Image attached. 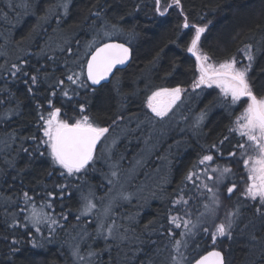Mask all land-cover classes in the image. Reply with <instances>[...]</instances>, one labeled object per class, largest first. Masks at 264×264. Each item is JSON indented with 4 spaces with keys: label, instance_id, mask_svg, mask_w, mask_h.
<instances>
[{
    "label": "trees",
    "instance_id": "16d2710c",
    "mask_svg": "<svg viewBox=\"0 0 264 264\" xmlns=\"http://www.w3.org/2000/svg\"><path fill=\"white\" fill-rule=\"evenodd\" d=\"M65 3L68 4L67 15L62 7ZM164 3L162 0V5ZM185 16L190 25H207L201 47L214 62L232 56L242 58L238 49L252 44L255 60L249 77L254 92L258 96L264 95V0H181L180 7L172 6L164 16L156 13L154 0H0V264H149V261L151 264H171L172 241L164 229L169 227L167 217L171 200L178 198L177 181L181 177V187L184 188L181 194L188 197L193 183H182V180L195 164V143L198 144L201 138L205 147L217 144L232 125L228 127L229 117L236 115L235 107L226 104L218 91L185 92L181 106L188 99L186 97L192 96L199 105L192 113L181 116V128L188 124L190 131L183 133L181 130V156H184L180 161L177 159L179 146H160L158 152L164 153L161 159L168 161L165 174L154 177L157 169L153 167L159 159L156 153L133 178L127 179L132 176L129 175L131 171L137 169L120 178L121 183L132 179L127 189L122 190L129 199H134V193L143 181L145 192L152 190L157 197L147 205L133 201V207L113 210L114 218L104 223L105 229L115 221L116 227L123 232L128 227L120 220L127 219L128 214L137 216V225L130 228L134 231L130 230L129 239L123 242H105L93 237H96L97 223L105 207L99 198L104 200L108 192L113 193L109 191L114 184V179L108 175L109 165L117 164L120 167L117 176H121V168L133 163L141 154L137 147L114 145L111 158L105 156L98 160L96 171L89 169L83 180L73 177L66 180L60 175L62 170L54 166L47 155L34 153L30 156L20 149L25 147L31 152L35 147L33 141L23 137L42 136L38 128L37 104L47 109L46 101L52 91L49 84L65 78L69 69L78 72L79 64L88 57L85 55L88 51L86 45L93 40L98 44H125L131 50V61L126 69L115 72L108 85L94 91L80 89V95L71 101L62 97L58 88L55 89L57 95L51 98L56 107H61L62 113L75 115L77 103L83 102L87 114L100 126H110L112 132L124 122L128 128L127 119L144 118L146 97L156 88L192 85L196 64L186 50L192 33L182 27ZM41 17H47V20ZM112 25L116 26L115 29ZM104 32L110 35L104 36ZM69 47L72 54L61 51ZM22 60H27L28 64H21ZM13 63L29 74L40 70L41 83L35 95L28 93L25 77L10 75ZM45 72L51 76L47 82L43 80ZM63 87L71 89L75 86L66 81ZM198 121L205 124L200 130ZM165 125L162 123L159 127ZM167 132L159 133L154 139H165L161 145L169 143L174 135L167 136ZM155 140L152 150L159 145ZM108 179L113 181L111 185ZM166 179L171 185L158 187L157 184L165 185ZM69 182L71 186L61 199L55 185ZM233 182V178L224 179L222 187L231 186ZM90 190L94 193L92 199L97 209L77 220L82 205L81 192L87 195ZM49 191L57 194L55 199L47 197ZM24 192H28L37 205L50 202L53 215L61 226L54 225L52 232L44 226L36 232L21 211L28 205L24 202ZM119 201H124L123 196L115 203ZM237 206L240 216L233 236L230 240L218 241L217 250L223 252L225 264H264V216H257L260 214L252 201L246 206L245 202L240 204L237 197H231L230 207L235 209ZM46 211L50 210L46 208ZM177 212L178 205L172 214ZM61 213L67 215V220L61 218ZM149 221L155 223L145 229L144 225ZM14 222L19 226H11ZM182 230H176V238ZM253 235L256 240L251 238ZM202 237V233L195 237L200 244L196 251L200 254L211 250L210 240ZM13 239L19 243L13 244ZM76 246H79L80 255L85 257L83 261L72 254ZM191 247L195 248V244ZM14 248L17 250L13 251ZM89 251L98 255L89 257Z\"/></svg>",
    "mask_w": 264,
    "mask_h": 264
},
{
    "label": "snow or ice",
    "instance_id": "6c2138e0",
    "mask_svg": "<svg viewBox=\"0 0 264 264\" xmlns=\"http://www.w3.org/2000/svg\"><path fill=\"white\" fill-rule=\"evenodd\" d=\"M154 4L156 13L164 16L172 6L180 7L181 0H171V3H167V0H165L163 5L162 0H154ZM62 7L64 8V14L67 15L68 4L65 3ZM41 19L47 20V17H41ZM115 27V25H112L113 29ZM182 27L189 29L192 33L186 49L188 53L195 57L196 70L198 72V75L193 80L192 88L198 89L201 86L212 88L215 86V88L219 89L220 97L229 106L236 105L242 98H247L246 107L235 118L229 128V132L238 136L239 139L233 145L232 150L228 152V156L238 158L237 162L242 165L244 175L241 179L244 187L240 195L246 200L252 201L256 205V212L264 216V95L258 96L254 92L249 77L255 60L253 45L246 44L243 49H238L242 53L243 59L247 60L246 64L235 56L214 62L212 57L203 51L201 47L202 34L207 31V25H190L187 16H185ZM109 35V32H104V36ZM86 48L88 51L85 52V55L90 58L79 64L80 70L78 72L69 69V74L65 78L57 79L54 84H49V88L52 91L46 101L47 109L43 105L37 104L38 128L42 132V136L40 138L35 135L23 137L24 140L33 141L35 147L31 152L25 147L20 149L30 156L34 153H39L41 156L47 155L52 164L62 170L60 175L65 177L66 180L70 177L83 180L89 169L96 171L95 164L98 160L104 159L106 154L109 159L111 158V148L115 144V140H113L112 145L105 143L108 138L106 134L110 132V126H100L93 117L87 114L88 110L85 103H77L74 108L75 115L70 116L67 112L62 113L61 107H56L51 98L57 95L55 89L58 88L62 97H66L69 101L73 97L80 95V89H91L94 91L93 86L100 85L102 81L107 80L113 73V69L117 65H124L129 61L131 55L130 48L123 43L98 44L93 40L86 45ZM61 51H67V53L72 54L70 47L61 49ZM21 64L26 65L28 61L22 60ZM18 74L25 77L24 83L27 86L28 93L35 95L41 83L40 70L37 69L36 72L29 74L20 65L13 63L10 75L17 77ZM50 79V74L47 72L43 73L45 82ZM66 81L75 87L71 89L63 87ZM185 91L180 86L172 88L158 87L146 97V107L155 117L163 119L173 110L177 101L181 100V95ZM203 116L204 114L202 113L201 120ZM113 124H115V121H113ZM224 139L227 140L229 137ZM223 142V140L220 141V144H223ZM98 144L102 145L100 149L97 148ZM211 147L219 151L216 144ZM41 148H43V151H41ZM220 155L223 158L222 152ZM213 162L214 156L212 154L202 155L192 165V168L188 170L182 180V183L185 181L192 182L201 196L205 192L210 194V203L203 204L205 211L197 215L195 222L191 219L192 212L187 207L189 199H192V197L185 199L181 194L178 198L171 200L172 207L168 209L167 217L169 227L164 229L165 234L172 241L171 264H225L223 252L217 250L219 247L218 241H222L224 238L229 240L232 238L234 227L240 216V209L238 206L235 209L229 208L224 218L218 219V209L221 206L219 186L223 183L227 174L233 173L231 167H220L217 165L211 168V172L217 173V175H209L208 169ZM199 165H205L202 170L203 175L207 180H214V185L210 186L206 182L196 183V180H200V175L194 169ZM109 167L115 169L118 165L111 164ZM117 175V171H111L112 177H117ZM194 176L196 180L193 179ZM105 179H107V175H105ZM112 183L113 181L108 179V184L111 185ZM70 186V182L55 185V188L59 190L61 199H63ZM225 187L228 194L227 198L230 199L237 188V184L233 182L231 186L225 185ZM178 191L183 193L184 188L178 186ZM68 194L70 195L71 193L69 192ZM46 195L51 199H55L57 194L49 191ZM93 196L94 193L91 190L87 195L81 192L82 205L79 209V215L76 217L77 220L81 216L91 215L93 210L97 209V204L92 199ZM23 197L26 205L32 204L31 215L26 216L25 219L35 228L36 232L41 231V224H47L50 232L55 230L52 225L61 226L53 215L54 209H52L50 202L46 205L42 204L41 209L38 211L34 198L28 192H24ZM123 198L125 200L129 199L128 196H123ZM99 199L103 200V197ZM177 205H182L183 207L173 215V208ZM44 207L52 209V211L45 212L43 211ZM21 211H24V209ZM111 213L112 205L108 204L103 208L102 219L98 220L96 237H93V239L99 237L105 242L109 240L123 242L129 239L128 232L130 230L134 231V229L125 228L123 232H120L115 225V221H112L105 229L104 219ZM60 215L62 219L67 220V215L64 213ZM129 219L134 220L135 218L129 217ZM154 223L155 221H149L148 224L144 225V228L148 229ZM11 226L19 225L18 222H14ZM24 227H27V225H24ZM161 228H164V225H161ZM177 229H183L178 233L179 238H176ZM152 230L156 231V229ZM201 233L203 234L202 238L210 240L211 243V250H206L205 254H200L196 251L200 244L196 242L195 237ZM251 238L253 240L257 239L254 235ZM137 239L139 238L137 237ZM12 243L17 244L19 241L13 239ZM33 243L35 246L34 241ZM193 244H195V248L191 247ZM12 250L16 251L17 249L14 248ZM72 254L81 261L85 259L84 256L80 255L79 246L74 248ZM95 255H98L95 251L88 252L89 257ZM190 256L191 258H189ZM149 264H151V261H149Z\"/></svg>",
    "mask_w": 264,
    "mask_h": 264
},
{
    "label": "rangeland",
    "instance_id": "374dc122",
    "mask_svg": "<svg viewBox=\"0 0 264 264\" xmlns=\"http://www.w3.org/2000/svg\"><path fill=\"white\" fill-rule=\"evenodd\" d=\"M22 9V8H21ZM23 10H24V8H23ZM205 34V33H204ZM204 34L202 35V37L204 36ZM105 38V40H108V37H104ZM241 55H242V53H241ZM238 60H242V62L243 63H247V60L246 59H243V55H242V58H237ZM239 66V65H238ZM198 75V72H197V70H196V76ZM188 90H195V91H198V90H203V89H205V90H215V91H218L219 92V89H217V88H215V86H213L212 88H208V87H206V86H201V88H198V89H193L192 88V85L189 87V88H187ZM184 93V92H183ZM182 93V94H183ZM182 96V95H181ZM188 98V97H187ZM241 101H242V99H241ZM241 101H239V102H241ZM178 102V101H177ZM238 102V103H239ZM243 102H246V100H243ZM183 103V101H181V104ZM197 100H196V98L194 97V98H191V99H187L186 100V102H185V104H183L182 106H181V111L183 110V108H186L187 106H190V109H185V111H191V113L193 112V110L199 105V103H197ZM237 103V104H238ZM236 104V105H237ZM177 105V104H176ZM175 105V106H176ZM232 106H235V105H232ZM145 110H148L147 109V107H146V104H145ZM148 112H150V110H148ZM184 115H186V113H183V114H181V116H184ZM129 120V122H133L134 120L133 119H128ZM124 122V121H123ZM188 124H184L183 126H182V128H181V130H182V132L183 133H185V132H188V131H190L188 128ZM170 123L169 124H167L166 126H165V129L163 128V127H159L158 129H155V128H153L152 130H145L141 125H139L138 124V127H137V129L135 130V133H137V134H142V135H144V136H146V137H149V136H151V138L149 139V140H146V144L144 145V148H143V151H142V153L136 158V161H139L140 160V163H142L143 162V160H145V159H149L151 156H153L154 154H156V153H158V156L160 157V156H162L164 153L162 152V151H160V152H158V150H159V147L160 146H158V147H156L155 149H154V151H153V154L152 155H150V156H147V155H149L150 154V152H151V150L153 149V147H154V138H155V136H156V134L157 133H161V132H166V131H169L170 129ZM198 128V127H197ZM166 130V131H165ZM126 131H127V128H126V125H125V122H124V125L123 126H121V127H119V128H117V129H115V130H113V132H112V134H110V132L108 133V134H106L107 135V141H105V143H107V144H109V145H112V142H113V140H115V143L118 141V138H119V136H120V134L123 132L124 134L126 133ZM168 133V132H167ZM182 134H181V138H182ZM160 139V138H159ZM155 140V141H157L158 143H159V145L160 144H163L164 142H165V139H160V140ZM173 140L172 139H170V142H172ZM182 141V140H181ZM150 143L153 145V146H151L150 145ZM115 145V144H114ZM114 145L112 146V148H111V151H112V149H113V147H114ZM169 145H172V143H170ZM169 147V146H168ZM167 147V148H168ZM166 150V149H165ZM106 157H108L107 156V154L105 155ZM168 158V157H167ZM165 160V159H164ZM139 166L140 165H137V167H134L133 165H131L130 163H127V164H125L122 168H121V173L120 174H122L121 176H117V177H112L111 176V171L112 170H115V171H118L119 169H120V167H117V168H115V169H110V170H108L109 172H108V175H109V177H111V178H113L114 179V184H113V188H112V191H110V192H113V193H109L108 192V194L104 197L105 199L104 200H102L100 203L103 205V204H105V206H107L108 204H111L112 205V213L106 218V219H104V223L109 219V218H114V214H113V210L114 209H116V207H118V208H120V209H122V208H124V207H133V201H136L138 204H142V205H147V204H149V203H151V202H153L154 201V198H155V200L157 199V197H156V195H153V191L152 190H150L149 192H145V182L143 181L142 182V184H141V186H140V188H137V190L135 191V193H134V199L133 200H131V199H127V200H125L124 199V201H119V202H116L115 203V201H116V199H120L121 200V198H122V196H124L125 195V193H122V190L124 189V190H126L127 189V187H128V184H129V182L132 180H128L127 181V179H129V178H133L134 176H135V174L139 171V169L141 168H139ZM205 166L203 165L202 167H201V169H200V171H198V172H196L197 174H199L200 175V180H196V178H195V176H194V180H196V183L197 184H200V183H202V182H206V183H208L210 186H212V185H214L215 184V181L214 180H207L206 179V177L203 175V172H202V170H203V168H204ZM212 167H216L215 165H211V166H209V169H208V174L209 175H213V176H215V175H217V173H212L211 172V168ZM133 169H137V171L135 172V171H131V170H133ZM157 170H156V172H155V174H154V177L156 178V177H158V176H160V175H162L163 174V172H164V174H165V171L167 170V169H165V170H163L162 168H156ZM128 171H131V173L129 174V175H132V176H130V177H127V179L125 180V182H123V183H121L120 182V178H122L123 176H125V174L128 172ZM128 175V176H129ZM227 178H233V179H235L236 181H237V184H238V186L240 187V188H242L243 189V187H244V184H243V180L241 179V177L240 176H237V175H233V174H227L226 176H225V178L224 179H227ZM105 179V178H104ZM106 180V179H105ZM117 181H118V185L116 186V183H117ZM141 183V182H140ZM170 183H168L167 182V179H166V182H165V185H163V186H160V184H157L158 185V187H163V188H166V187H168V185H169ZM119 190H120V192H119ZM111 195V197H109ZM209 195L210 194H208L207 192H205L204 193V195L203 196H201L200 195V193L198 192V190L194 187V185H193V190H192V192L191 193H189V196L188 197H184L185 199H188L189 197H192V199H189V203H188V208L190 209V211L192 212V216H191V219L195 222V220H196V217H197V214L198 213H200V212H203V211H205V209H204V207H203V204L204 203H210V201H209ZM227 192H226V188L225 187H222L221 185L219 186V196H220V200H221V206H220V208L218 209V219H223L224 218V215H225V213H226V211L229 209V208H231L230 207V199H228L227 198ZM47 203H45V205H46ZM107 204V205H106ZM229 204V205H228ZM41 205L42 204H36L35 203V206H36V208H37V210L39 211L40 209H41ZM183 206L182 205H178V211L182 208ZM46 208L47 207H44L43 208V211H45V212H48V211H46ZM47 210H50V211H52V209H48L47 208ZM31 211H32V204H28L27 205V207L25 208V210L23 211V214H24V218L26 217V216H30L31 215ZM103 212V211H102ZM89 216V215H88ZM122 216H125V214L124 213H122ZM85 217H87V216H85ZM129 217H134L135 219L134 220H130L129 219ZM185 218H187V217H185ZM100 219H102V216L100 215ZM26 220V219H25ZM121 222H123L128 228H132V227H135L136 225H137V216H134V215H132V214H128L127 215V219L125 218V217H123L121 220H120ZM26 222L31 226V224L26 220ZM48 227L49 228V226L47 225V224H41L40 225V227ZM54 225H52V227H53Z\"/></svg>",
    "mask_w": 264,
    "mask_h": 264
},
{
    "label": "flooded vegetation",
    "instance_id": "af4514ba",
    "mask_svg": "<svg viewBox=\"0 0 264 264\" xmlns=\"http://www.w3.org/2000/svg\"><path fill=\"white\" fill-rule=\"evenodd\" d=\"M189 99H191V98L189 97ZM182 100H183V98L181 96V100H179L177 102V105L174 106L173 110L171 112H169V114L163 119L155 117L151 112H148V110L143 112L145 117L144 118L139 117L140 120L133 118L134 121L131 123L127 119V123L129 124L127 131L125 134L123 132L120 134L118 141L115 143V146L137 147L138 148L137 150H140L139 152L142 153L144 145L146 144V140H149L151 138V136L146 137L142 134L135 133V130L137 129L138 124L141 125L145 130H152L153 128L158 129L162 123H165L166 125L170 123V128H169L170 130L168 131L167 136H169L170 134H173L174 135V137L172 139L173 141L166 143L165 145L160 144L158 146H170L169 145L170 143H172V146H179L178 152L180 153V155L177 159H178V161H180L181 158L184 156V155L181 156V114L186 113V115H188L187 113H191V111H185V109H190V106L183 108V110L181 111V101ZM243 100H247V99L242 98V101L234 106L236 109V115L229 117L228 127H229V125L232 124V122L235 120V118L240 115V113L243 111L244 107H246V102H243ZM223 115L225 116V114H223ZM200 125H201V127H200ZM204 126H205V124H203L202 122H199V124H197V127L199 130H200V128H202ZM164 129H165V127H164ZM225 132L226 133L224 134L223 138L220 140V141H222V140L224 141L223 144H220V141L216 144L219 151H217L216 148H212L211 146H209V147L203 146V143H201L202 142L201 138H200V141L198 144L195 143V149H196L195 163L198 161V159L202 155L212 154L214 156V162L211 165H215V166L219 165L220 167L229 166L232 168L233 175H237V176L242 177L244 175V173L242 170V165L237 162L238 158L228 156V152L230 150H232L233 145L236 143V141L239 139V137L236 136L235 134L230 133L228 128L226 129ZM158 134L159 133H157L156 135H158ZM225 137H229V139L225 140L224 139ZM153 151L154 150H152L150 152V154L147 156L152 155ZM221 152L223 153V158H221V155H220ZM161 157L162 156H160L159 159L156 160L157 162H155L153 169H156V168H164L165 169V166L168 163V161L166 160L164 162V159H161ZM147 160L148 159H145V160H143L142 163H140V160L136 161V159H135V161L133 163L131 162L130 164H132L134 167H137V165H140V167H141L142 165H144L147 162ZM177 166H178V164L175 165V168ZM202 166L203 165H199L197 168L194 169V171L195 172L200 171ZM120 173H121V170H120ZM235 182L237 183L236 180H235ZM177 184L179 187H181V177H179ZM169 185H171V183ZM221 186H223V183L221 184ZM192 188H193V186H192ZM242 191H243V189L240 188L237 184V188L231 197H234V196L237 197L240 204L245 202V204L247 206V202L249 200H246L244 197H242L240 195V193ZM177 192H178V197H179L181 195V193L178 190H177ZM255 208H256V206H254V209ZM257 216L259 217L261 215H257ZM242 240H243V238L240 241H242Z\"/></svg>",
    "mask_w": 264,
    "mask_h": 264
},
{
    "label": "water",
    "instance_id": "95a60500",
    "mask_svg": "<svg viewBox=\"0 0 264 264\" xmlns=\"http://www.w3.org/2000/svg\"><path fill=\"white\" fill-rule=\"evenodd\" d=\"M108 43H117V42H108ZM189 55L195 59V57L192 56L191 53H189ZM89 58H90V57H89ZM131 58H132V53H131V55H130V59H129V61H127L124 65H117L116 68L113 69V73L108 77L107 80L102 81L100 85L93 86V88H94V89H98L99 87H101V86H103V85H108L109 82H110V79H111L112 76L115 74V72H117V71H121V70H124V69L127 68V66L129 65V63H130V61H131ZM97 147H98V145H97Z\"/></svg>",
    "mask_w": 264,
    "mask_h": 264
},
{
    "label": "bare ground",
    "instance_id": "6f19581e",
    "mask_svg": "<svg viewBox=\"0 0 264 264\" xmlns=\"http://www.w3.org/2000/svg\"><path fill=\"white\" fill-rule=\"evenodd\" d=\"M191 98H194V97L192 96ZM188 99H189V97H188Z\"/></svg>",
    "mask_w": 264,
    "mask_h": 264
}]
</instances>
